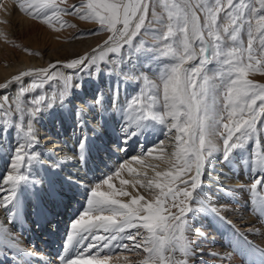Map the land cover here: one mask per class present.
Returning a JSON list of instances; mask_svg holds the SVG:
<instances>
[{
  "label": "snow or ice",
  "instance_id": "1",
  "mask_svg": "<svg viewBox=\"0 0 264 264\" xmlns=\"http://www.w3.org/2000/svg\"><path fill=\"white\" fill-rule=\"evenodd\" d=\"M19 7L50 27L54 21L62 26L66 23L60 19L61 14L77 15L82 20L98 23L100 29L88 34L111 33L104 42L110 53L121 52L126 46L134 49V41L142 31L152 34L156 43L147 46L146 51L151 54L150 59L162 61L159 83L150 82L149 95L144 96L141 90L129 101L122 131L127 139L159 124L166 139L174 135L172 170L156 173L163 182L150 179L145 185L141 180H120L123 186L159 189L154 201L137 195L131 197L130 202H123L118 197L130 196V193L124 188L115 189L111 183L112 175L90 188L86 210L71 224L72 229L78 231L67 236V244L74 249L79 246L80 250L61 257L63 264H109L114 249L133 251L142 256L135 264H188L190 254L195 251L186 234L192 231L189 213L198 211L193 204L201 195L198 189L202 188L204 168L216 153H220L221 162L230 163L233 152L244 149V139L257 133L258 118L264 117V83L247 78L252 70L264 71L261 63L264 59V0H258V7L256 0H80L78 5L70 8L60 7L57 0H27ZM150 7L152 20H149ZM157 8L161 11L157 12ZM198 13H203V23ZM153 24L159 27H151ZM138 43L143 44V41ZM96 51L93 50L92 56L72 59L66 67L76 69L88 60L94 63ZM99 51L103 59L104 48ZM213 63L217 66L215 71L206 70V66ZM50 75L49 69L40 68L22 72L11 82L35 76L46 79ZM128 78L137 79V76L130 74ZM42 84L43 79L37 81L34 78L30 87L35 90ZM6 87L8 84H0V89ZM27 91L21 83L19 92ZM18 101L19 97L17 100L8 96L0 98V123L4 125L0 131L15 129L20 134L10 163L13 171L6 176L9 195L0 197L12 217L19 209L17 189L22 183H29L30 173L26 175L23 169L26 162L30 164L37 156L34 151H29L38 144L33 121L52 104V99L44 95L28 97L23 107ZM59 102L63 104V100ZM8 112L15 116L11 127L6 119ZM259 124L264 126V119H260ZM221 139L222 146L217 143ZM85 140L82 138L81 148ZM158 143L163 144V141ZM151 152L149 149L145 154L151 155ZM133 159L143 163L140 157ZM246 162L249 171L255 175L244 190L255 197L250 201L253 205L250 210L261 214L264 213V196L258 195L257 186L264 192V152L253 154ZM128 171L132 173L136 169L129 167ZM114 175L119 177L120 169ZM177 181L182 187L177 186ZM101 184L112 190L101 191ZM4 190L0 187V191ZM48 195L63 193L49 192ZM207 210L224 220L215 208ZM104 212L111 215H102ZM101 229L105 233L103 236L98 234ZM74 236L79 237L75 242ZM235 237L237 245L234 247L243 250V245L249 243L246 237L238 232ZM6 238H11L10 233L0 231V242ZM178 253L182 258H177ZM125 261L133 264L127 257Z\"/></svg>",
  "mask_w": 264,
  "mask_h": 264
},
{
  "label": "bare ground",
  "instance_id": "2",
  "mask_svg": "<svg viewBox=\"0 0 264 264\" xmlns=\"http://www.w3.org/2000/svg\"><path fill=\"white\" fill-rule=\"evenodd\" d=\"M21 2L26 3L27 0H0V84H8V87L0 89V98L8 96L17 100L19 97L18 102L23 107L28 97L44 95L52 99V104L38 113V120L33 121L38 144L29 151H34L37 156L30 164L26 162L23 169L26 175L30 173L29 183L20 185L27 191L24 200L27 199L28 203L22 200L20 188L17 190L20 203L15 217L10 216L3 207L4 200L0 202V231L10 233L11 237L0 242V264H63L61 257L80 250L79 246L74 249L67 244V236L78 231L73 230L71 224L86 210L88 190L91 188L84 183L79 185L75 180L77 176L72 177L78 162H75L72 152L67 151V148L80 145L82 138H86L85 142L91 143L94 150L103 152L98 160L91 159L96 167L100 162L99 169L89 175L92 180L112 175L114 188H124L130 193V196L118 197L123 202H130L131 197L137 195L147 201H154L159 189L140 185L135 188L131 185L123 186L120 180H141L145 185L150 179L163 182V178L157 177L156 173L172 170L171 165L175 163V139L174 135L166 139L161 134L162 126L159 124V127L145 129L142 134L127 139L122 131L125 128L124 118L128 116L125 109L129 101L138 96L141 90L144 96L149 95L150 82L159 83L158 72L162 61L150 59L151 54L146 51L147 46L156 43L152 34L142 31L134 41V49L126 46L121 52L110 53L104 47V42L111 33L99 31L96 35L88 34L100 29L98 23L82 20L77 15L61 14L60 19L66 23L62 26L54 21L50 27L21 10ZM79 3L80 0H57L62 8H70ZM256 3L258 7V0ZM156 11L160 12L161 9L157 8ZM198 14L203 23V13ZM152 19L150 7L149 20ZM150 26L159 27L155 24ZM140 40L143 44L138 43ZM101 47L104 48L103 59L100 58ZM94 49H97L94 63L88 60L76 69L66 67L72 59L92 56ZM261 63L264 64V59ZM216 67L214 63L209 64L206 70L215 71ZM40 68L49 69L51 75L46 79L35 76L11 82L14 76L22 72ZM99 74L106 75V78H100ZM118 74L126 76V80H120ZM130 74H135L137 79H129ZM34 78L37 81L43 79L39 89L33 90L30 87ZM247 78L255 83H264V71L252 70ZM21 83L28 89L24 94L19 92ZM60 100H63V104ZM6 119L11 127L15 119L13 112H8ZM260 119L264 117L258 118L255 136L259 137L256 140L258 150L264 152V126L259 124ZM3 127L0 123V129ZM17 136L20 134L15 129L0 131V187L3 189L8 185L7 174L13 171L8 170L20 139L15 144L10 143ZM160 140L163 144L158 143ZM217 143L222 146V139ZM149 149L152 150L151 155L145 154ZM253 149L252 146L250 149L234 151L230 163L221 162L220 153H216L211 163L204 168L201 183L206 190L203 187L198 189L201 195L193 204L198 211L195 214L189 213L192 231L186 234L195 251L190 254L188 264H264V213L250 210L253 208L250 201L255 197L244 190L255 175L249 171L246 162L253 157ZM134 157H140L143 163L137 162ZM122 165L127 167L122 168ZM129 167L136 169V172L130 173ZM118 169L119 177L114 175ZM219 170H223L220 177L217 176ZM177 186L182 187L179 181ZM100 190L107 192L112 189L101 184ZM49 192L63 195L49 196ZM257 193L264 196L259 186ZM8 195V190L0 194L1 197ZM209 208H215L224 220L207 210ZM170 210L176 212L175 208ZM102 215L111 213L104 212ZM236 232L249 242L243 245V250L234 247L237 245ZM98 234L105 235L102 229ZM78 238L74 236L73 242ZM128 243L131 244L130 241ZM91 251L95 252V249ZM113 252L115 254L109 264H126L125 257L135 264L142 258L124 249H114ZM177 258H182L179 253Z\"/></svg>",
  "mask_w": 264,
  "mask_h": 264
},
{
  "label": "rangeland",
  "instance_id": "3",
  "mask_svg": "<svg viewBox=\"0 0 264 264\" xmlns=\"http://www.w3.org/2000/svg\"><path fill=\"white\" fill-rule=\"evenodd\" d=\"M99 76H100V78H103V77H105L106 78V75H102V74H99ZM118 77L120 78V80H126V76H124V75H121V74H118ZM92 79V78H91ZM156 128V127H159V125L158 124H156V126H155V124H154V126H151V127H149V128H147L146 130H151L152 128ZM124 134V133H123ZM125 135V134H124ZM20 139V136H17L16 137V139H13V141H12V143H10V144H15L18 140ZM258 139H259V137H258V135H257V137L255 136V134L254 135H252V137L249 139V138H245L244 139V148L246 149V148H248V149H250V147H252L253 146V150H251V155H253V154H259V153H261L260 152V150H258V147H257V144H258V142H256V140L258 141ZM16 140V141H15ZM255 143V144H254ZM11 146V145H10ZM12 146H14V145H12ZM246 146V147H245ZM15 147V146H14ZM95 149V147H93L92 145H91V143H89V142H85V144H84V147L83 148H81L80 147V145H71V147L69 148H67V151H70V153H71V156L73 157V158H75V162L77 163V169H76V171H75V174H71L72 175V177H76L75 178V180H76V183H79V185H80V183H84V184H87L89 187H94L97 183L96 182H98V183H100L104 178H106L105 176L104 177H100L98 180H92L90 177H89V175H91L93 172H95V170L96 169H99L98 167H100L99 165H100V162H99V165H97V167H96V165H93V162L94 161H91V159H99V157H100V155H102L103 154V152L102 151H96V150H94ZM8 150L9 151H11V149H10V147L8 148ZM244 150V149H243ZM239 151H241V150H239ZM73 152H74V154H73ZM79 152V153H78ZM92 152V153H91ZM92 154V155H91ZM75 155V156H74ZM42 157H44V156H42ZM85 160V161H84ZM90 161V162H89ZM2 162V161H1ZM98 162V161H97ZM84 163V164H83ZM2 164H6V163H2ZM88 166V167H87ZM90 167H91V169H90ZM221 169H223L224 168V166L223 165H221ZM4 168H6V166H4ZM95 168V169H94ZM87 169V170H86ZM11 170V168H9V170L8 171H10ZM79 172V173H78ZM221 172H223V170H219V171H217V176L218 177H220V173ZM79 174V175H78ZM102 179V180H101ZM205 190H206V188H205V186L203 185L202 186ZM10 188V185H6V187L4 188L5 190H8ZM20 188V191H21V193H20V195L22 196V200H24L25 198V196H26V193H27V191H25L26 189H23L22 187H19ZM21 188L23 189V191L21 190ZM18 190V189H17ZM25 191V192H24ZM3 192V191H2ZM2 192H0V194L2 193ZM18 193H19V191H18ZM23 193V194H22ZM1 197V196H0ZM3 199H0V202L2 201ZM27 200V199H26ZM26 200H24V202L25 203H28V202H26Z\"/></svg>",
  "mask_w": 264,
  "mask_h": 264
}]
</instances>
